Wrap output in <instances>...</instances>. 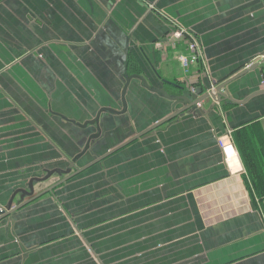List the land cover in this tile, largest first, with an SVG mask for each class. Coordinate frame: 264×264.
Masks as SVG:
<instances>
[{"label": "crops", "instance_id": "0c3cea01", "mask_svg": "<svg viewBox=\"0 0 264 264\" xmlns=\"http://www.w3.org/2000/svg\"><path fill=\"white\" fill-rule=\"evenodd\" d=\"M169 18L203 46L211 79L200 65L184 74L188 45L169 44ZM133 76L192 101L214 83L223 101L0 221V264H264V0H0V210L31 179L56 171L35 184L43 194L66 178L58 171L185 107Z\"/></svg>", "mask_w": 264, "mask_h": 264}, {"label": "water", "instance_id": "95a60500", "mask_svg": "<svg viewBox=\"0 0 264 264\" xmlns=\"http://www.w3.org/2000/svg\"><path fill=\"white\" fill-rule=\"evenodd\" d=\"M133 77H136V78H139L140 80H142L145 84V87L150 90V91H153L157 94H160L161 96H163L165 99H168L170 102H173L175 104H181V105H185L184 108L180 109V110H176L174 112V114H172L171 116H169L168 118H166L165 120L161 121L160 123L156 124V126H154L153 128H151L150 130H147L146 132L140 134L139 136H136L135 138H133L132 140L128 141L126 144L120 146L119 148L113 150L112 152H110L109 154H107L106 156H103L101 158H97L96 160H94V162H92L89 166H87L86 168L82 169V170H77L76 172L72 173L71 170H67L65 172V174L61 173V172H57L58 174L60 175H66V178L63 179V181H61L59 184H57L56 186H53L52 188H50L49 190H47L46 192H44L43 194H40L38 196L35 195V191H34V186L35 184L37 183H43V182H46L48 181L55 173L56 171L54 172H50V171H47L46 173V176L45 177H42V178H34V179H31L29 184H28V190H25V189H19V190H16L14 195L12 196V199L11 201L9 202L7 208L3 211H0V221H2L3 219L9 217L14 211L16 210H19L23 207H25L26 205H28L29 203L33 202L34 200H36L37 198H39L40 196H43L45 194H48V193H52L57 187L61 186L63 183L67 182L68 180L72 179L73 177L77 176V175H80L81 173H83L85 170H87L88 168H91L95 165H97L98 163L102 162L103 160H105L107 157L111 156L112 154H114L115 152H117L118 150L122 149L123 147L133 143L134 141L140 139L141 137H144L145 135H147L148 133L150 132H153L154 130H156L157 128L173 121L174 119H176L177 117L179 116H182L186 113H192V114H196V115H200L201 114V111L204 109L205 112H208L210 111L214 106L215 104H217L216 102L218 103H221L223 101V97H224V94L221 92L222 89H224V87L220 88V89H217V95L215 96L214 93H209V90L212 88L209 87L208 88V93L206 96H203L201 99H197L196 101H192L187 95L185 94H182L181 96H176V97H170L167 95V93L163 90H152L146 83L145 79L140 77V76H133ZM130 80H128L127 82V86L124 90V93H123V104L125 105L126 107V100H125V92L127 91V88L129 86V83H130ZM215 85L214 83H211V85ZM183 88H181L182 90ZM183 91V90H182ZM184 92V91H183ZM209 99H212L214 102L212 103V106L210 107V109H205L206 107L203 106L204 108H200L202 110H199L198 109V105L199 104H203V102L209 100ZM97 124V128H98V131H99V134L97 135H93L91 136L89 139H88V142H87V146H86V149H91V144H93V142L99 140L100 138V126H99V122H96ZM86 153V151H85ZM82 156V155H81ZM19 194H21V202L19 204H17L16 206H14V199L16 196H18ZM35 195V196H34ZM26 198H30L29 200H25Z\"/></svg>", "mask_w": 264, "mask_h": 264}, {"label": "built area", "instance_id": "2783aa9c", "mask_svg": "<svg viewBox=\"0 0 264 264\" xmlns=\"http://www.w3.org/2000/svg\"><path fill=\"white\" fill-rule=\"evenodd\" d=\"M167 20L173 26L169 44L171 46H174L177 44V42L182 41V42H186L188 45V54H180L178 56V59L182 66L184 74L186 76L191 75L192 67L200 65L203 68L204 75L208 79H211V71L209 68V64H208L203 46L198 42L197 38L192 34L190 30L184 28L177 21L171 18ZM158 46L161 47V49L165 52V47H162V44H159ZM211 86L212 88L209 90V93H214L216 96L217 88L213 84ZM190 91L193 94L197 93V89L195 87H191ZM200 105L201 104H199V106ZM219 144L225 154L226 159L229 161L234 160L237 154L235 152L233 144L229 142H225L223 140H219Z\"/></svg>", "mask_w": 264, "mask_h": 264}, {"label": "rangeland", "instance_id": "374dc122", "mask_svg": "<svg viewBox=\"0 0 264 264\" xmlns=\"http://www.w3.org/2000/svg\"><path fill=\"white\" fill-rule=\"evenodd\" d=\"M3 210H5V209L3 208V209H1L0 211H3Z\"/></svg>", "mask_w": 264, "mask_h": 264}, {"label": "trees", "instance_id": "16d2710c", "mask_svg": "<svg viewBox=\"0 0 264 264\" xmlns=\"http://www.w3.org/2000/svg\"><path fill=\"white\" fill-rule=\"evenodd\" d=\"M264 204V203H263ZM263 211H264V209H263Z\"/></svg>", "mask_w": 264, "mask_h": 264}]
</instances>
